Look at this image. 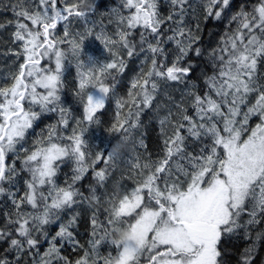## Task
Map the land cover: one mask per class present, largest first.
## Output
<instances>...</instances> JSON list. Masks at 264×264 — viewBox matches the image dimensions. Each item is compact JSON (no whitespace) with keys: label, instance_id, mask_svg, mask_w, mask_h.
<instances>
[{"label":"snow or ice","instance_id":"snow-or-ice-1","mask_svg":"<svg viewBox=\"0 0 264 264\" xmlns=\"http://www.w3.org/2000/svg\"><path fill=\"white\" fill-rule=\"evenodd\" d=\"M93 2L94 8L83 10L77 0H0V11L16 18L8 23L15 28L13 42H19L13 55L22 58L0 82V203L6 198L11 204L0 223V244L6 245L0 264H25V256L28 264H224L222 240L241 234L249 242L241 264H252L257 245L264 242V228H259L264 222V0L238 7L234 0H120L111 8L115 37L88 27L83 34L70 33L71 18L87 25L95 15L98 0ZM165 3L167 14L161 12ZM197 7L206 21L225 25L207 50L199 46V23L189 24ZM5 26L0 23V29ZM93 37L107 59L85 52V41ZM190 54L207 61L198 77L203 94L188 87L198 68ZM125 57H142L126 97L114 95L118 81L112 75L127 67ZM73 61L82 114L66 135L70 112L62 94ZM172 83L186 88L180 101L169 96L176 111L165 106L160 116V106L153 109L163 154L153 160L142 134L135 147L146 155L135 151L123 161L128 172L122 179L132 186L118 181L108 194L107 180L123 156L115 159L113 147L132 139L141 115L152 109L162 86ZM186 97L190 100L184 104ZM109 101L117 119L106 137H97L99 144L90 142L86 132L100 125L98 114ZM47 114L57 119L29 143V131ZM65 165L70 174L58 183ZM90 170L85 196L78 185ZM101 195L106 226L97 223L94 211L87 248L69 230L79 213L49 236L66 210L81 203L98 205ZM125 228L133 232L134 246L115 239ZM45 241L49 246L41 253ZM64 243L83 254L75 261L62 256ZM105 244L109 247L102 254Z\"/></svg>","mask_w":264,"mask_h":264},{"label":"trees","instance_id":"trees-1","mask_svg":"<svg viewBox=\"0 0 264 264\" xmlns=\"http://www.w3.org/2000/svg\"><path fill=\"white\" fill-rule=\"evenodd\" d=\"M110 0H108V3L105 4L106 7H115L118 5L116 0H111V3H109ZM71 2V1H70ZM78 2V0H77ZM101 2H105V0H98V4L95 10L94 19L95 22L100 19L98 14L102 11L104 4ZM254 0H234V6L238 7L241 4L247 3L252 4ZM4 3H8V0H4ZM102 5V7H101ZM161 12L164 14H167L166 7H161ZM98 13V14H97ZM110 19V22H108V31L113 30V28L117 31V26L114 20V17L112 14H109L106 16ZM16 18L14 17L13 13L11 11H0V23L5 24L6 26L3 29H0V82L3 81V78L11 73H14L20 62H22V58L18 60L13 53L15 51H18L19 49V42H13L12 33L15 31V28L12 24H9L8 21H13ZM25 23H28L31 27V24L29 21H24ZM199 23V27L201 31L198 33L200 37V45L203 49L207 50L213 46L216 45L217 41L222 35V32L225 28L224 23L222 22H216L211 19H208L207 21L204 18L203 10L202 8L197 7L196 14L194 20H190L189 24L193 23ZM59 29V27H58ZM112 32V33H113ZM142 57H140L141 61ZM189 59L195 61L198 68L197 71L193 72L190 80L194 81V84H190L188 87L200 92L203 94L205 90V85L202 78H198L201 76V73L206 69L207 67V61L205 58H196L194 56H189ZM169 60H171V56H169ZM137 57L134 58H127L125 57V63L127 65L126 68L123 69L122 72H117V70H112V75L115 76L116 80L118 81V84L115 89L114 95L117 96H125L127 94V88H128V77L129 75H134L135 69H140V61L139 63H136ZM129 65H132L131 69H129ZM260 71L264 72V65H261ZM65 88L62 94V101L64 103V106L69 110L70 116H69V125L68 129L66 130L65 134H71L73 121L76 118L81 117V107L79 106V102L77 101L75 97V89H76V77L73 72V70H69L65 74ZM111 82V81H109ZM186 91L185 86L183 85H177V84H164L161 88L160 93L156 96L155 101L153 102L152 109L146 110L140 117L141 127H138L133 130L132 133V139L127 143L128 147L127 150L123 152V156L120 160L117 161V166L115 167V170H112L111 176L108 178L106 183V192L110 194L113 191V185L114 183L118 181H122L123 184L128 185L129 187L132 186L131 181L128 179H122V177H126L128 172V166L123 162L124 157H130L134 154L135 151H140L141 157H144L146 153L141 150L137 149L135 147V141L141 137L143 134V138L147 142V153L151 154V157L153 160L157 159L158 156L162 155V149H163V143H162V137L160 135V126L157 122L156 113L153 111L157 106H160L159 115H164V112L167 109H170L172 111H176L174 108L173 99H169V96L171 98H174V101H180L182 94ZM254 99V97H253ZM190 100V97H186L184 99V104H187ZM166 106V108H165ZM116 108L114 106V103L112 101H109L106 105V108L102 110L98 115L100 117V125L93 126V131L86 132L85 138L89 139L91 141H95V134L101 133L104 137L107 136L106 129L110 127L113 123L116 121ZM189 114H192V109L189 108ZM122 118V117H121ZM57 119L56 114H47L41 117L39 121L36 122L34 125V128L29 131L28 134V142L30 143L40 132L42 129L46 127V125L53 123ZM255 118H253L252 123H255ZM115 136V134H113ZM103 138V137H102ZM97 144L100 143V140L95 141ZM191 145V142H189ZM195 148V145H191L189 150H193ZM93 155H95L96 149L92 148ZM11 158V157H10ZM17 167H19V162H17ZM103 167V162L98 163L96 165V168L99 169ZM71 168L69 165H65L61 168L57 181L58 183H62L70 174ZM92 183V172L91 170L88 173V176L85 177L83 181L80 182L78 187L81 189V191L84 193L85 196H89L88 191V185ZM21 189H23L22 183L19 185ZM100 193V189H98V194ZM107 208V205L104 203V195H101V202L98 205H94L93 207H89L87 204L81 203L74 205L71 209L66 210L60 221L57 222V224L52 225L49 236L56 233L61 223H65L70 220L71 216L74 213H79L76 223L74 226H72L69 230L74 234L75 239L79 241L81 245H84L85 248L88 247V240L90 239V233L92 232V224H91V216L93 212L95 211L97 223L100 225L106 226L107 221V213L105 209ZM5 210H11V204L7 201L6 198H3V202L0 203V223H3L4 217L3 212ZM259 228H264V222L259 225ZM57 245L61 244L60 240L56 241ZM249 242L244 239L243 234H241L239 237H232L230 239L222 240L221 247L223 249L224 255L223 260L224 264H241V256L245 250V248L248 246ZM48 242L45 241L40 244V252L43 253L48 248ZM108 245L105 244L101 248V253L106 254V251L108 250ZM6 248V245L0 244V250H3ZM60 254L62 256H65L69 258L72 261H75L77 258H79L83 254V249L81 248H74L69 243H64L63 247L60 248ZM25 264H28V257H24ZM59 264V262H57ZM252 264H264V242H260L257 245V250L255 253V258L252 261Z\"/></svg>","mask_w":264,"mask_h":264},{"label":"rangeland","instance_id":"rangeland-1","mask_svg":"<svg viewBox=\"0 0 264 264\" xmlns=\"http://www.w3.org/2000/svg\"><path fill=\"white\" fill-rule=\"evenodd\" d=\"M116 2L119 4L120 0H116ZM101 3L104 4V6H103L102 11L99 14L97 13L98 16L100 17L99 20H97L95 22L94 16H92L90 18V20H89V23L87 25H85V23L81 19H79V18H71L70 23L68 24L69 32L70 33L80 32V33L83 34L84 31H85V28L88 27V28H92L93 29L94 34L103 33L104 35H107V36H110V37H115L116 32H117V31L113 32V30H115L114 29L115 27L113 28V30L108 31V26H107L108 22H110V19L107 18L106 16H108L109 14H112L111 13V8L110 7H106L107 5L105 6V4L108 3V0H105V2H101ZM109 3H111V0L109 1ZM164 6L166 7V10L168 11L169 9H168V6L166 5V3H165ZM164 6H162V7H164ZM101 7H102V5H101ZM112 20H114V19H112ZM57 31H58L59 34H62L60 28ZM166 47L168 49H171L173 46L171 44H169ZM84 48H85V52L87 54H89V55H91V56H93L95 58H98L100 60H104V59L108 58L105 50L103 49V46L94 37L93 38H89L88 40L85 41ZM139 61H140V57H137L136 63H139ZM74 65H75V62L73 61V64L68 67L66 72H68L69 70H73V72L75 74ZM131 66L132 65H129V69L132 68ZM138 71H139V68L135 69L134 74H136ZM66 72H65V74H66ZM127 77H128V81H129L133 77V75H129ZM65 82H66V80H65ZM79 106H80V104H79ZM81 111H82V108H81ZM80 114H82V112ZM76 119L73 121L74 125L72 126V128L75 126ZM93 128L94 127L92 126L91 128H89V130L93 131L92 130ZM95 136H96L95 141L99 140V139H97V137H100V138L104 137L101 133H97V134H95Z\"/></svg>","mask_w":264,"mask_h":264},{"label":"clouds","instance_id":"clouds-1","mask_svg":"<svg viewBox=\"0 0 264 264\" xmlns=\"http://www.w3.org/2000/svg\"><path fill=\"white\" fill-rule=\"evenodd\" d=\"M78 3L83 10H90L95 7L93 0H78ZM127 147L128 145L126 141H119L117 145L113 147L112 156L115 159H119L123 152L127 150ZM114 236L116 240L134 246L135 236L131 229H120L114 234Z\"/></svg>","mask_w":264,"mask_h":264}]
</instances>
